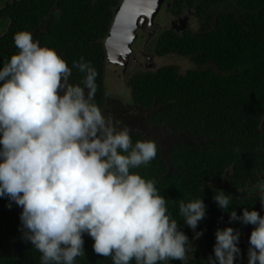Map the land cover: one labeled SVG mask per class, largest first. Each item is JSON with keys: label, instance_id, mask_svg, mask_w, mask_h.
Listing matches in <instances>:
<instances>
[{"label": "trees", "instance_id": "obj_1", "mask_svg": "<svg viewBox=\"0 0 264 264\" xmlns=\"http://www.w3.org/2000/svg\"><path fill=\"white\" fill-rule=\"evenodd\" d=\"M121 1L16 0L5 10L12 24L0 36V64L18 51L13 35L21 30L55 49L69 67L81 57L90 61L98 73L96 103L129 127L133 142H156V158L135 171L156 181L173 218L181 220V200L203 198L207 205L196 229L203 231L200 238L193 239V230L180 221L194 246L187 255L192 253L194 259L171 261L205 264L218 228L243 227L228 223V213L218 208L214 193L232 195L230 207L240 215L243 208H252L240 199V190L264 169V0H174L172 12H194L204 31L196 36L167 31L156 52L183 57L191 66L186 71L164 66L136 76L130 82L133 105L113 98L105 79L104 42ZM80 79L73 69L70 83ZM147 125L171 140L146 134ZM7 203L0 198V264H40L41 254L21 238V209L15 204L9 209ZM84 241L86 255L76 264H112L111 257L93 251L89 236Z\"/></svg>", "mask_w": 264, "mask_h": 264}, {"label": "clouds", "instance_id": "obj_2", "mask_svg": "<svg viewBox=\"0 0 264 264\" xmlns=\"http://www.w3.org/2000/svg\"><path fill=\"white\" fill-rule=\"evenodd\" d=\"M18 50L0 64V198L19 214L22 239L40 264H76L93 251L112 264H171L194 249L180 221L194 232L207 215L203 198L178 205V221L154 179L136 169L157 156L153 140L133 142L128 126L96 103L97 70L81 57L71 67L31 32L13 35ZM73 69L80 74L70 83ZM264 210V179L253 185ZM233 196L216 190L213 200L228 223L252 225L247 264H264V215L232 209ZM241 232H215L205 264H237Z\"/></svg>", "mask_w": 264, "mask_h": 264}, {"label": "flooded vegetation", "instance_id": "obj_3", "mask_svg": "<svg viewBox=\"0 0 264 264\" xmlns=\"http://www.w3.org/2000/svg\"><path fill=\"white\" fill-rule=\"evenodd\" d=\"M15 1L16 0H0V36L4 32H7L12 24V20L10 19L9 15H7L5 10L9 4H13ZM173 3L174 0H166L161 8V10L165 9V11L168 13V19L165 20L166 24L156 23L155 25L156 19L154 20L153 24L150 23L149 19L145 20L142 24L140 23L141 27L138 30L137 39L134 41V44L128 52L120 55L118 58L113 57L114 63L112 64H109L106 58L105 79L107 81L112 77L113 79L117 80L118 84L120 85L119 89L123 92V95L118 94L116 96H124L125 101L129 103V105H133V101L131 99V80L141 74L157 72L164 66H170V64L167 63L169 61H171L170 63L172 64L173 55L160 57L156 52V45L162 34L167 31L177 33L179 35L190 32L196 36L200 35L201 32L204 31L201 28L202 24L199 23V21L195 18L194 12H183L180 15L173 13ZM145 18L146 17H142V19ZM139 38L143 40L141 50H139V48L136 46ZM187 69L189 68L187 67ZM107 88L109 92V86ZM110 95L113 96V98H118L114 96L113 93ZM118 100L121 101L120 99ZM261 179H264V169L258 170L252 175L250 183L240 190V199L242 201L248 200L252 205L251 209L257 210L261 215H264V210L261 209L260 201L257 199L258 193L252 191L253 185H255ZM241 225L243 226L240 230L241 238L239 243V247L241 248V258L238 259L237 264H247L248 237L250 236L253 226H246L243 224ZM186 256V261L189 260V258L194 259L192 253H189Z\"/></svg>", "mask_w": 264, "mask_h": 264}, {"label": "water", "instance_id": "obj_4", "mask_svg": "<svg viewBox=\"0 0 264 264\" xmlns=\"http://www.w3.org/2000/svg\"><path fill=\"white\" fill-rule=\"evenodd\" d=\"M166 0H122L116 12L109 36L104 42L109 64L125 54L137 39V33L145 20L153 24ZM142 17H146L142 19ZM114 57V58H113Z\"/></svg>", "mask_w": 264, "mask_h": 264}, {"label": "rangeland", "instance_id": "obj_5", "mask_svg": "<svg viewBox=\"0 0 264 264\" xmlns=\"http://www.w3.org/2000/svg\"><path fill=\"white\" fill-rule=\"evenodd\" d=\"M156 21H155V25L156 23L158 24H166L165 20L168 19V13L164 10H161L159 15L155 18ZM143 43V40L141 38L138 39L137 43H136V46L137 48H139V50H141V45ZM135 46V47H136ZM172 64L170 63L171 61L167 62L168 64H170V66H177L180 70L182 71H186L187 70V67L189 68L191 66V62L183 57H177V56H173L172 57ZM109 86V93H113L114 96L116 95H123V92L119 89V84L117 82L116 79H113L111 77V79L109 78L107 80V87ZM118 97L119 99L123 100L125 102V98L124 96H116ZM118 100V99H117ZM129 101H130V96H129ZM143 116V114L141 115V117ZM146 129V134L148 133V135H155L154 137H158L159 139H161L162 141L165 142V138L168 139L169 141L171 140L169 138V136H166L167 134H164V136H157L156 135V132L155 131H152V127L151 126H148L147 127H144ZM151 129V130H150ZM154 130V129H153Z\"/></svg>", "mask_w": 264, "mask_h": 264}]
</instances>
